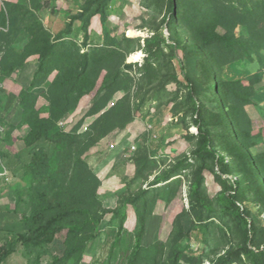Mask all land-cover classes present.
Instances as JSON below:
<instances>
[{"label": "trees", "instance_id": "obj_1", "mask_svg": "<svg viewBox=\"0 0 264 264\" xmlns=\"http://www.w3.org/2000/svg\"><path fill=\"white\" fill-rule=\"evenodd\" d=\"M40 1L53 8L61 0H34ZM151 1L167 6L168 12L159 21L155 18V25L148 27L151 32L144 45L140 39L130 40L126 34L123 35L124 40L120 41L112 33L110 8L114 0H87L78 14L73 16L70 29L58 40L43 22V17L40 18L23 3L6 4L0 11L2 80L16 70L15 67L9 69L6 63L9 51L15 47L16 37L19 40L24 35L28 37L27 51L22 58L27 60L36 55L40 62L34 82L19 95L25 118L14 129L28 128L27 134L22 137L27 147H35L43 140L56 145L51 155L44 148L33 152L24 176L30 183L15 188L10 194L16 208L12 210L8 207V213L22 214L27 231L11 232L7 257L22 248L30 264L83 262L88 243L97 239L101 213L109 211L98 209L101 205L96 193L70 198L71 189L67 185L70 168L67 169L65 165L74 164L72 161L78 153L79 174L81 178H87L91 171L83 158L112 136L129 128L137 119L135 112L138 110L135 111L132 104L134 86L161 79L163 86L179 81L182 96L177 94L176 98L159 102V98L151 94L155 90L164 93L166 87L157 85L151 87V101L148 103V98L144 100L140 110L143 112L148 106L154 110L153 113L148 112L152 126L155 119L163 123L168 115H180L184 111L177 108L186 102L188 114L178 119L176 125L187 124L186 138L197 142L193 154L200 167L194 173L190 211L177 219L181 226L167 253L160 244V248L153 250L145 245L147 228L159 193L153 195L150 190L142 189L128 201L134 206L141 204L143 211L129 264L146 263L145 257L151 252L160 258L167 257V264H187L184 254L186 250H191L193 235L198 241L209 245V234L202 227L210 220L208 214L213 211L212 201L202 192L208 174H214L223 183V191L218 199L224 203L223 213L239 225L241 234L228 238V232L223 233L225 245L213 248L204 255L193 253L195 264H204L205 260H210L211 264H264V151L255 150L262 140V133L254 131L248 111L257 90L255 86L245 83L244 78L235 77L230 72L242 63L257 64L261 71L264 69V0ZM125 4L130 6L128 2ZM99 16L103 35L98 46L85 52L84 48H92L95 38L89 30L93 18ZM164 25L170 31V39L162 33ZM145 27L139 30L143 31ZM84 33L87 34L86 42L81 45ZM168 42L172 45L168 46ZM165 47H169L171 55H165ZM138 53L145 55V64L142 67L128 65V59ZM161 59L167 61L163 70L157 69ZM103 74L104 78L99 84ZM45 85L47 91H36L39 86ZM94 91L101 105L94 114L100 117L93 127L84 134L62 127L61 122L70 108ZM141 93L139 87L137 95L142 99ZM120 94H126V97L111 107ZM42 97L47 100L43 107L39 106ZM170 103H174L172 108ZM191 126L197 128V135L190 132ZM149 132V141L144 142L137 155L150 161L167 147L173 134L168 130L160 137L153 129ZM142 150L146 154L141 155ZM0 159L2 163L5 162L6 154L3 151L0 152ZM136 160L130 159L131 162ZM186 163L188 158L184 157L166 167L164 173L156 174L151 182L152 187L170 181L180 170L187 169ZM1 166L0 172L3 174L6 169ZM138 174L143 175V170ZM46 178L49 179L47 186L44 183ZM150 179L148 177L147 180ZM36 182L44 188L43 197L34 191ZM4 183L6 178L0 177V185ZM114 214L118 219L122 211H115ZM189 215L191 218L185 222L184 216ZM83 216L86 219L82 220ZM250 221H253L252 225ZM126 222L127 216L124 215L121 234L111 251L109 264L118 258L120 246L126 240ZM65 230L70 231L66 253L63 256L55 255L50 246ZM201 235L204 237L202 240ZM185 239L186 245L183 244ZM148 261L157 263L156 260Z\"/></svg>", "mask_w": 264, "mask_h": 264}, {"label": "rangeland", "instance_id": "obj_2", "mask_svg": "<svg viewBox=\"0 0 264 264\" xmlns=\"http://www.w3.org/2000/svg\"><path fill=\"white\" fill-rule=\"evenodd\" d=\"M22 1L24 5L30 7L40 18L43 17V22L53 32L56 40L63 33H67V30L70 29V23L73 22V16L77 15L87 2V0H61L55 3L53 8L49 9L43 7L42 1L38 4L34 0L31 2L30 0ZM125 2L130 3V6H127ZM3 8L4 0H0V11ZM110 9L112 13L110 23L112 33L118 36L120 41L124 40L123 35L125 34L130 40L136 41L140 39L142 45H144V40L150 36L149 32L151 31L148 27L155 25L154 19L156 18L159 21L160 17L168 12L167 6L157 5L151 0H114L113 6ZM46 12H51V14H45ZM42 13L46 16H43ZM52 21H54V26L50 27L49 24ZM144 26H146V29L140 31L139 29ZM89 32L94 36L95 40L92 42V48H84L85 52L94 49L95 47L93 46H98L100 38L103 35V24L100 16L93 18ZM28 33L31 34L30 32ZM32 33H34V30ZM162 33L164 36H167L166 38L170 39V31H168L166 25L162 27ZM86 35L85 33L82 35L81 45H84L86 42ZM24 36L20 38L21 42L18 37L15 38V47L11 48L6 57L8 58L6 59L8 68L15 67L16 70L10 77H4L2 86H0V152L3 151L6 154L4 163L0 159L1 167L6 169L3 174L0 172V177L6 178V183L0 185V191H2L0 193V264H30L29 258L22 248L17 252L15 251V254L7 257V254L10 252L9 248H7L9 246L8 236L11 235V232H16L17 230L19 232L27 231L22 214L8 213V207L12 210L16 208L13 206L14 200H12L13 196L10 194L15 188L27 186L30 183L24 179V176L25 167L32 161L33 152L39 148H44L51 155L56 148V145L45 140L39 142L35 147H27L22 137L27 134L28 128L14 129L25 118V112L20 106L19 95L24 88L31 86L40 68L39 56H30L27 60L22 58L27 51L28 37ZM2 42L3 36L0 31V45ZM171 45L168 42V46ZM165 55H171L169 47H165ZM145 60V55L138 53L131 56L127 64L142 67L145 64ZM138 63H142V65ZM166 63L165 59H161L159 65H157V69L163 70ZM103 78L104 74L99 84H101ZM160 80L146 81L143 86L139 84L134 86L132 104L135 111L136 109L138 110L135 112V118L137 119L129 128L116 136H112L103 145L94 148L83 158L91 171V174L87 178L83 179L79 174L80 168L77 165L79 161L78 153H76L72 161L74 164L71 166L70 164L65 165L67 169L70 168V175L67 177V185L71 189L70 198L96 193L101 205L98 209L101 208V211H109L105 214L101 213L99 230L96 232L97 239L88 243V248L84 255L85 258L81 264H109L111 251L117 244L121 234V222L124 215L127 216V222L124 227V237H126V240L123 245H119L122 247L120 254L111 264H129V257L136 243L139 217L143 211L141 204L134 206L129 204L128 201L132 197L135 198L142 189L150 190L153 195L159 193V199L155 209L152 211L145 239V245L151 247L152 250L153 248H160L158 247L159 244L164 249L166 248V253L170 250L173 239L178 234L181 226V223L177 222V219L182 214H188L190 211V205L193 200L192 184L195 179L194 173L200 167V163L193 154L197 147V142L196 140L186 138L187 132L185 126L187 124L179 127L176 125L178 119L188 114L187 108H185L187 103L183 102L177 108V110L184 111L180 112V115L176 117L168 115L163 123H159L158 119L153 120L152 128L151 124H149L148 118L150 117L148 116V112L151 111L153 113L154 110H151L149 106L145 107L143 112L140 110L143 101L148 98L149 103L153 95L159 98V102H166L172 97L176 98L177 94L179 97L182 96L181 93L183 91L180 89L179 81H173L170 84L164 85L167 88H164V93L155 90L150 96L149 94L152 92L151 87H156L157 85L158 87H164ZM47 85L39 86L36 91L39 93L47 91ZM139 87H141L142 99L141 97L138 98L137 95ZM95 96L96 92H91L78 105H73L67 116L62 120L61 126L68 130H77L80 134H84L90 127H93L100 117L94 114L101 105L100 98H96ZM124 97H126V94H120L111 107H114L115 103L121 101ZM46 101L44 97L40 98L39 106L43 107L47 103ZM174 103H170V108L173 107ZM189 123H191V120H189ZM152 129L160 137L163 134H167L169 130L173 134V137L169 138L167 147L159 152L155 158H152L150 161L144 159L143 156L138 158L137 154L141 146H144V142L149 141V131ZM190 132L195 135L198 134L197 128L193 126H191ZM78 152L80 153V151ZM143 154H146L145 150H142L141 155ZM184 157L188 158V163H186V165L188 164L187 169L180 170L170 181L161 182V184L152 187L151 182L154 181L156 174L164 173L167 169L166 167L174 165V162ZM132 158H137V160L131 162L130 159ZM141 170L144 172L143 175L138 174ZM148 177H151L149 181L147 180ZM44 183L47 186L49 179L46 178ZM223 187V183L214 174L205 176L202 192L213 204V211L208 214L210 220L202 225L204 230L209 234L207 238V241L209 239V245L198 241L193 235L191 250H186L184 254V262L187 264H195L193 253L204 255L209 253L213 248L216 249L218 246L222 247L223 244L225 245L223 233L228 232V238L241 234L239 225L235 224L229 215L223 213L224 203L218 199L220 193L223 191ZM34 191L39 197L45 195L43 186H40L37 182ZM251 208L253 209V207ZM120 210L122 214L117 219L114 212ZM184 218L186 219L183 220L187 222L188 218L191 217L189 215L184 216ZM81 219H86V217L83 216ZM252 224L253 221H250V225ZM69 233V230H65L59 235L57 241L50 246V250L55 255L63 256L66 253L70 237ZM200 237L201 240L204 238L202 235ZM186 243L187 239L183 241L184 245ZM229 248L230 246L228 245V251ZM148 260H156L157 263ZM145 262L141 261L140 264H167V257L160 258L154 252H151L145 257ZM204 264H211V261L205 260Z\"/></svg>", "mask_w": 264, "mask_h": 264}, {"label": "crops", "instance_id": "obj_3", "mask_svg": "<svg viewBox=\"0 0 264 264\" xmlns=\"http://www.w3.org/2000/svg\"><path fill=\"white\" fill-rule=\"evenodd\" d=\"M9 3H20L21 4L23 3V1L22 0H4V8H5V5ZM38 3L40 2H36V4ZM43 7L51 9V7L46 6L45 4ZM45 14L50 15L51 12L49 13L46 12ZM45 14L42 13L43 16ZM53 22L54 21H52V23L49 24L50 27L54 26ZM230 72L235 77L244 78L245 83L255 86L257 90L256 95L253 99V103L248 107V111L253 120L254 131L262 133V140L255 150L260 151V152L264 151V72L260 70L257 64H247V63H242L238 66L233 67Z\"/></svg>", "mask_w": 264, "mask_h": 264}, {"label": "built area", "instance_id": "obj_4", "mask_svg": "<svg viewBox=\"0 0 264 264\" xmlns=\"http://www.w3.org/2000/svg\"><path fill=\"white\" fill-rule=\"evenodd\" d=\"M138 64L142 65V63H138ZM2 76H3V56L0 55V86H2ZM151 128H152V126H151Z\"/></svg>", "mask_w": 264, "mask_h": 264}, {"label": "water", "instance_id": "obj_5", "mask_svg": "<svg viewBox=\"0 0 264 264\" xmlns=\"http://www.w3.org/2000/svg\"><path fill=\"white\" fill-rule=\"evenodd\" d=\"M165 37H167V36H165Z\"/></svg>", "mask_w": 264, "mask_h": 264}]
</instances>
